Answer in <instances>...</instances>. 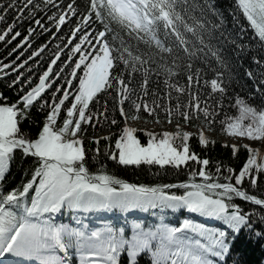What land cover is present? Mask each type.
Returning <instances> with one entry per match:
<instances>
[{"label": "snow or ice", "instance_id": "1", "mask_svg": "<svg viewBox=\"0 0 264 264\" xmlns=\"http://www.w3.org/2000/svg\"><path fill=\"white\" fill-rule=\"evenodd\" d=\"M231 17L217 0H0V81L17 97L0 91L3 264H241L242 232L264 243V0H232ZM233 55L255 65L254 94H230ZM142 111L176 130L138 129ZM201 119L248 141L221 144L244 151L238 167L190 145L215 146L181 126ZM13 163H27L15 186Z\"/></svg>", "mask_w": 264, "mask_h": 264}, {"label": "trees", "instance_id": "2", "mask_svg": "<svg viewBox=\"0 0 264 264\" xmlns=\"http://www.w3.org/2000/svg\"><path fill=\"white\" fill-rule=\"evenodd\" d=\"M218 6L221 7L222 9L225 10V14L228 16V20H229V28L231 27V9H232V0H217ZM253 33L252 31L249 29L247 35L251 36ZM0 47H2V45H0ZM232 54V53H230ZM3 55L6 56V52L3 53ZM45 55H47V53H45ZM14 58V57H13ZM238 62H241L243 64V67H237L234 69V72H237L238 75V79L241 81V83L238 85L235 82L232 85V88L230 89V94H234V93H241L243 95V93L241 92V87L243 86L244 91L247 92H251L254 94V85L253 82L251 80H249L247 78L246 75H244V69L248 68V67H255V65H251L250 60L248 58H244V57H235L233 55V63L237 64ZM208 79L212 78V74L209 73ZM182 82H184L182 80ZM151 86H155V85H151ZM161 89H163V85H160ZM0 91H3L5 93V95H7L9 98L15 100L17 97L15 95V90H9L4 81H0ZM225 110L228 111L230 114L236 112L235 109L229 108L228 107V103L227 100L225 101ZM33 115L35 116L37 121L42 120V115L38 114L35 110L33 112ZM141 119L148 121V122H163V123H168L167 120L164 117L163 112L160 113L159 115V120L157 121L155 117H151L149 116L147 113L145 112H141ZM198 122L197 121H193L191 124V126H195ZM199 123L204 124L203 120L201 119V121H199ZM169 124V123H168ZM173 124H175V121H173ZM181 124H183V122H181ZM185 125V124H183ZM206 126V125H205ZM116 126H113V129H115ZM101 129V125H97V130L95 133H93L92 129L89 128V135H105L107 134V129H104L103 131L100 130ZM33 131H35V128L33 129ZM215 132H217L220 135H226L224 133H222L220 131V127L219 124L217 123L215 126ZM163 131H159L157 133H162ZM194 134H198L193 132ZM138 135L140 136L141 139H144L143 136V132L140 131L138 132ZM209 140L211 141H215V146H213L211 143L206 147H200L197 143V139L195 138V136L193 138L190 139V145L195 149V151L197 153H199V155L203 158L205 155H207L213 163H215L218 160H223L224 163H233L235 164L237 167L240 165L241 160H243L244 158V151L241 149L240 153H239V159H231V151L230 148H224L221 147L222 143H225L222 139L217 138V137H207ZM230 144V143H228ZM104 145V141H101V148ZM94 147V146H93ZM27 167V163H25L22 166H17L16 163H13L11 165V173L12 176L10 177L13 186H15V184L20 182V179L23 175V169ZM107 167L110 169H115L116 173L118 175H120L122 178H126L127 180H129L130 182H145V183H154L156 182L155 177H153L151 175L152 172L156 171L155 169L149 170L144 166H141L140 168H121L118 167L116 165H114L112 162H107ZM159 179L163 182H175L178 179H184V175L183 173H181L179 176H176V174L172 171H169L167 174L165 175H161L159 177ZM133 215L141 217L143 219L149 220L151 219L149 216H146L145 214L142 213H134ZM185 215V213H179L177 214L175 217H173L171 219V222L176 223L178 222L183 216ZM189 216H191L192 214H187ZM195 219H202L199 217H193ZM58 219L60 220H65L66 217H58ZM111 219L114 224L116 226H120L123 223V217L121 216V214L119 213H114V217L113 218H109ZM208 223H213L212 221H207ZM93 226H95L94 222H93ZM234 256H236L237 258L240 259L241 264H264V243H257L255 241V239L249 241L247 239V237L245 236V234L242 232L240 234L239 239L236 241V245H235V251H234ZM229 264H232V261H229Z\"/></svg>", "mask_w": 264, "mask_h": 264}, {"label": "rangeland", "instance_id": "3", "mask_svg": "<svg viewBox=\"0 0 264 264\" xmlns=\"http://www.w3.org/2000/svg\"><path fill=\"white\" fill-rule=\"evenodd\" d=\"M130 123L133 125V126H136L138 129H146V130H153V131H156V132H161V131H165V130H168V131H175V124H165L163 122H148V121H145V120H138V121H130ZM198 124H199V127H198ZM183 130H186V131H191V132H195V133H199L201 128L203 129L206 137H217V138H220L222 139L224 142L226 143H247L248 141L247 140H242V139H237L235 137H231L229 135H220L218 134L217 132L213 131V130H210L207 126H205L204 124H201V123H197L195 126H191V125H188V124H181Z\"/></svg>", "mask_w": 264, "mask_h": 264}]
</instances>
